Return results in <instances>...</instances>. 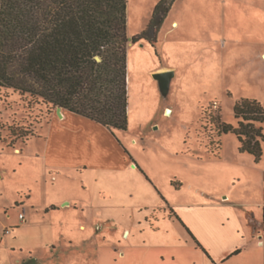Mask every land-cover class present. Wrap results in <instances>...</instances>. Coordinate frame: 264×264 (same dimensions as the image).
<instances>
[{"label": "rangeland", "instance_id": "obj_1", "mask_svg": "<svg viewBox=\"0 0 264 264\" xmlns=\"http://www.w3.org/2000/svg\"><path fill=\"white\" fill-rule=\"evenodd\" d=\"M160 1L128 0L127 129L0 85V264H200L172 204L263 196L264 155L217 125L242 97L264 105V0H176L134 43Z\"/></svg>", "mask_w": 264, "mask_h": 264}, {"label": "trees", "instance_id": "obj_2", "mask_svg": "<svg viewBox=\"0 0 264 264\" xmlns=\"http://www.w3.org/2000/svg\"><path fill=\"white\" fill-rule=\"evenodd\" d=\"M175 1L161 0L133 42H156ZM129 41L128 0H0V85L125 130ZM234 112L238 125L219 120V136L234 133L260 162L264 105L242 97Z\"/></svg>", "mask_w": 264, "mask_h": 264}, {"label": "crops", "instance_id": "obj_3", "mask_svg": "<svg viewBox=\"0 0 264 264\" xmlns=\"http://www.w3.org/2000/svg\"><path fill=\"white\" fill-rule=\"evenodd\" d=\"M177 24L178 21L174 20L173 25ZM260 55L263 56L264 51ZM64 110L68 111L67 115H71L72 111ZM64 114L66 116L65 112ZM260 183L263 184V196H259L253 203L254 210L245 207L250 201L236 202L231 194L226 195L225 192L221 196L211 195L217 199L189 202L185 207L172 204V212L181 218L193 238L202 244V249L190 245L192 254H195L200 264H264V170ZM196 215L197 218L194 219ZM155 229L159 230L160 227L156 226Z\"/></svg>", "mask_w": 264, "mask_h": 264}, {"label": "water", "instance_id": "obj_4", "mask_svg": "<svg viewBox=\"0 0 264 264\" xmlns=\"http://www.w3.org/2000/svg\"><path fill=\"white\" fill-rule=\"evenodd\" d=\"M172 76L171 72H160L155 74V78L159 79L161 81L162 87L164 90H168L170 78ZM63 107H58V113L61 114V109ZM170 111V110H169Z\"/></svg>", "mask_w": 264, "mask_h": 264}, {"label": "built area", "instance_id": "obj_5", "mask_svg": "<svg viewBox=\"0 0 264 264\" xmlns=\"http://www.w3.org/2000/svg\"><path fill=\"white\" fill-rule=\"evenodd\" d=\"M20 219L22 221H25L26 220V214L24 212L20 213Z\"/></svg>", "mask_w": 264, "mask_h": 264}, {"label": "bare ground", "instance_id": "obj_6", "mask_svg": "<svg viewBox=\"0 0 264 264\" xmlns=\"http://www.w3.org/2000/svg\"><path fill=\"white\" fill-rule=\"evenodd\" d=\"M63 109V108H62ZM61 109V114H59L60 116H61V119H63V118H65V114L64 113H62L63 112V110ZM63 115V116H62Z\"/></svg>", "mask_w": 264, "mask_h": 264}]
</instances>
